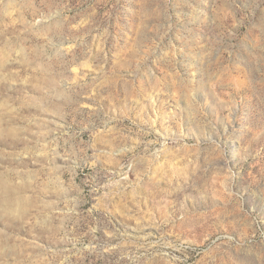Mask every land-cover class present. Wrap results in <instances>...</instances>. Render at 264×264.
Returning a JSON list of instances; mask_svg holds the SVG:
<instances>
[{"label": "rangeland", "instance_id": "1", "mask_svg": "<svg viewBox=\"0 0 264 264\" xmlns=\"http://www.w3.org/2000/svg\"><path fill=\"white\" fill-rule=\"evenodd\" d=\"M0 264H264V0H0Z\"/></svg>", "mask_w": 264, "mask_h": 264}]
</instances>
